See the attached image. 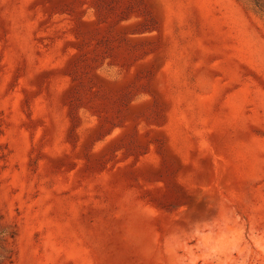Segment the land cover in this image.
Wrapping results in <instances>:
<instances>
[{
    "label": "rangeland",
    "instance_id": "rangeland-1",
    "mask_svg": "<svg viewBox=\"0 0 264 264\" xmlns=\"http://www.w3.org/2000/svg\"><path fill=\"white\" fill-rule=\"evenodd\" d=\"M0 264H264V0H0Z\"/></svg>",
    "mask_w": 264,
    "mask_h": 264
}]
</instances>
